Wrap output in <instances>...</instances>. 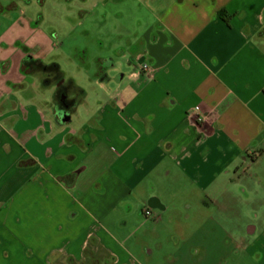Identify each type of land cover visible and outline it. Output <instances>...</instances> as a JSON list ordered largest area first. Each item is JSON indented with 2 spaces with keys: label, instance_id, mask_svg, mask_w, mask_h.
Returning <instances> with one entry per match:
<instances>
[{
  "label": "crops",
  "instance_id": "obj_1",
  "mask_svg": "<svg viewBox=\"0 0 264 264\" xmlns=\"http://www.w3.org/2000/svg\"><path fill=\"white\" fill-rule=\"evenodd\" d=\"M233 1L97 0L82 23L94 22L93 28L104 35L142 31L131 45L134 52L123 54L129 56L116 68L119 81L131 75L137 83L101 101L107 112L93 117L92 126L57 123L55 107L38 100L32 85L36 79L22 70L24 53L14 46L16 40L25 36L27 43L44 41L51 49V43L57 46L52 35L41 40L20 27L2 33L0 264H90L88 248L101 260L95 264L152 260L149 241L159 235L157 225L139 234L130 229L135 241L127 245L78 192L86 169L79 170L81 145L98 129L106 130L113 148L131 150L143 160L124 170L130 186L139 184L165 155L173 157L186 181L203 188L247 179L246 174L234 175L252 167L264 152V5L257 12L242 3L232 7ZM3 68L9 69L5 73ZM8 80L27 85L14 89ZM3 97L8 102L2 106ZM28 157L37 164L20 166ZM256 171L263 181L261 169ZM242 185L247 190L246 182ZM128 196L125 191L118 206L131 208L135 218L136 205ZM152 199L159 211L169 209L156 190L146 203ZM259 233L247 245L252 256L264 249V224Z\"/></svg>",
  "mask_w": 264,
  "mask_h": 264
},
{
  "label": "rangeland",
  "instance_id": "obj_2",
  "mask_svg": "<svg viewBox=\"0 0 264 264\" xmlns=\"http://www.w3.org/2000/svg\"><path fill=\"white\" fill-rule=\"evenodd\" d=\"M96 1H0V11L3 12L0 13V37L2 33L18 27L41 40L52 35L57 46L51 43V49L45 47L43 58L38 56V59L58 63L59 70L66 72L65 77L78 86L82 99L70 110L72 119L67 123L77 126L88 122L92 126L93 117L100 119L107 112L101 101L111 95L115 98L137 83L131 75L119 81L120 71L117 69L111 71L113 81H106L103 85L99 82L102 78V59L110 57L117 60L118 66H123L125 58L134 52L131 45L142 30L139 27L132 33L104 35L93 28L94 22L91 25L82 23L84 14ZM238 3L258 12L264 0H234L231 6L235 7ZM255 16L258 17V14ZM262 32L264 35V28ZM49 40L53 42L51 38ZM119 42L123 44L113 47ZM261 42H264V37ZM124 50L129 53L128 56L123 55ZM42 84L37 79L32 84L38 100L50 105L56 103L54 86L44 87ZM34 91L31 89L29 94L34 95ZM21 97L28 98L23 94ZM94 133H89L85 147L81 145L79 170L86 169L80 174L78 192L89 206L97 207L104 223L113 227L127 245H134L135 241L130 229L139 234L152 223L159 227V235L149 241L154 257L147 264H264V249L255 251V256H252L247 248L258 238L257 233L260 234L264 224V180L258 178L256 171L257 167L260 168L264 176V152L252 167L246 169L248 173L243 169L234 175L237 178L246 174L247 179L238 180L230 187L215 185L208 189L189 178L186 181L170 155L163 156L160 165L147 173L139 184L130 186L131 180L127 181L124 170L134 167V164L142 165L143 160L131 150L113 148L112 140L108 142L106 130L98 129ZM38 134L42 139L41 128ZM25 160H30V157ZM243 182H246L247 190ZM153 190L161 194L169 206L164 218L158 222L143 212ZM125 191H129L132 206L136 205L135 218L131 208L118 206ZM155 212L160 211L155 209ZM252 228L254 231H251Z\"/></svg>",
  "mask_w": 264,
  "mask_h": 264
},
{
  "label": "flooded vegetation",
  "instance_id": "obj_3",
  "mask_svg": "<svg viewBox=\"0 0 264 264\" xmlns=\"http://www.w3.org/2000/svg\"><path fill=\"white\" fill-rule=\"evenodd\" d=\"M20 41L22 44H27V50H24L22 48H20L23 53H24V58H23V64H22V70L24 73L28 74L31 73L35 76V78L40 81L41 83H44V85L42 84V86L46 87V86H54L53 88H55L56 90V99L55 102L56 103H52V105L55 107L53 113H54V117L57 121V123H61V124H65V123H69L70 121H65L62 118V114H64L66 111L70 112V110L73 108V106L75 105V103L77 101H81V93L79 91V88L77 85H75V83L70 80L67 79L65 77V71L63 70H59V66L58 67H54L55 63L54 62H46L39 60L38 56H41V58H43L42 53H44L43 49L46 46V44L42 41H35L33 44H29L26 41L25 36H20L17 40ZM15 42V44H16ZM129 42V41H128ZM14 44V45H15ZM6 47L10 48L11 45L8 44L6 45ZM124 52V54L126 53L125 50L122 51V53ZM28 56L33 57V61H31L32 59H27ZM26 59V62H25ZM103 61L101 62L100 68L102 69V78L101 80H106L108 82H111L113 79V76L111 75V71L118 68V62L117 60H115V62L112 63V58H103ZM115 67V68H114ZM122 75L120 74L119 77H121ZM118 77V78H119ZM41 87V85H40ZM63 88H67L68 89V93H69V99L67 100L68 103H72L71 107L69 109H67L61 102H60V92ZM63 107V109H62ZM152 202L154 204H159L158 201L156 199H152ZM155 209L158 208H154L151 205L145 206L143 209V212L145 213V215L147 217L150 218H154V220L156 222L162 220L165 216V211H160L155 212ZM147 210H150V213L147 212ZM101 260H99L95 255L90 257V264H95V263H99ZM103 263H109L108 260L104 259L102 260L101 264Z\"/></svg>",
  "mask_w": 264,
  "mask_h": 264
},
{
  "label": "trees",
  "instance_id": "obj_4",
  "mask_svg": "<svg viewBox=\"0 0 264 264\" xmlns=\"http://www.w3.org/2000/svg\"><path fill=\"white\" fill-rule=\"evenodd\" d=\"M14 46H18V47H20V48H22V49H24V50H27V47H28L27 44H22L20 41H17L16 44H15ZM8 69H9V68H3V71L6 73ZM8 85L11 86V87H13L14 89H22V88H24L27 84H26L25 82H24V83H16V82H14V81H12V80H8ZM4 100H6L5 97H3V99H2V102H3L2 106H3L5 103L8 102L7 100H6V101H4ZM11 103H12V104H15V102H13V101H12ZM37 162H38V160H37L36 158H30V160H25V159L21 160V161L19 162V164H20L21 166H28V165H35V164H37ZM87 255H89V256H93V255H94L93 252H92V250H91L90 248L87 249ZM93 264H94V263H93ZM103 264H106V263H103ZM107 264H108V263H107Z\"/></svg>",
  "mask_w": 264,
  "mask_h": 264
},
{
  "label": "water",
  "instance_id": "obj_5",
  "mask_svg": "<svg viewBox=\"0 0 264 264\" xmlns=\"http://www.w3.org/2000/svg\"><path fill=\"white\" fill-rule=\"evenodd\" d=\"M27 59H32L31 61H33V57L31 56H28ZM25 62H26V59H25ZM115 62V59L112 58V63ZM54 67H58V63H55ZM69 99V93H68V89L67 88H63L60 92V102L67 108L69 109L71 107V105L73 104L72 103H68V100ZM63 120L65 121H70L72 119V114H70L68 111H66L64 114L61 115ZM150 205L152 207H158L157 204H154L152 201H150Z\"/></svg>",
  "mask_w": 264,
  "mask_h": 264
},
{
  "label": "built area",
  "instance_id": "obj_6",
  "mask_svg": "<svg viewBox=\"0 0 264 264\" xmlns=\"http://www.w3.org/2000/svg\"><path fill=\"white\" fill-rule=\"evenodd\" d=\"M144 68H145L146 70H149L150 67H149L148 64H145V65H144ZM147 212L150 213V210H147Z\"/></svg>",
  "mask_w": 264,
  "mask_h": 264
}]
</instances>
